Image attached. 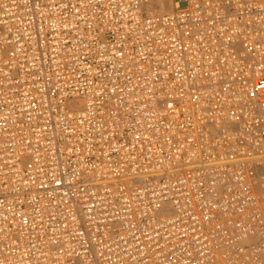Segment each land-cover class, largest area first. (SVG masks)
Returning a JSON list of instances; mask_svg holds the SVG:
<instances>
[{"label":"built area","instance_id":"2783aa9c","mask_svg":"<svg viewBox=\"0 0 264 264\" xmlns=\"http://www.w3.org/2000/svg\"><path fill=\"white\" fill-rule=\"evenodd\" d=\"M157 1L0 0V264H264V0Z\"/></svg>","mask_w":264,"mask_h":264},{"label":"bare ground","instance_id":"6f19581e","mask_svg":"<svg viewBox=\"0 0 264 264\" xmlns=\"http://www.w3.org/2000/svg\"><path fill=\"white\" fill-rule=\"evenodd\" d=\"M170 2H171L170 0H158L154 4L155 5V11H158V12L168 11V9H170V7L172 6V4ZM173 6H174V4H173Z\"/></svg>","mask_w":264,"mask_h":264},{"label":"rangeland","instance_id":"374dc122","mask_svg":"<svg viewBox=\"0 0 264 264\" xmlns=\"http://www.w3.org/2000/svg\"><path fill=\"white\" fill-rule=\"evenodd\" d=\"M170 1H171L170 3L172 4V6L170 7V9H168V11H171L174 8V6H173L174 3L172 2L173 0H170ZM153 9L155 10V8H153ZM164 12H167V11H164ZM69 106L72 108H75V107H78V103L71 101ZM262 173L264 175V166L262 167Z\"/></svg>","mask_w":264,"mask_h":264}]
</instances>
